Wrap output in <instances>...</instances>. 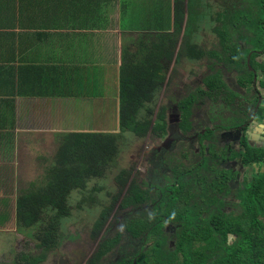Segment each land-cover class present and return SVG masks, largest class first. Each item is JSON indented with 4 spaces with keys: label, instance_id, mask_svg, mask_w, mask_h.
Returning a JSON list of instances; mask_svg holds the SVG:
<instances>
[{
    "label": "flooded vegetation",
    "instance_id": "1",
    "mask_svg": "<svg viewBox=\"0 0 264 264\" xmlns=\"http://www.w3.org/2000/svg\"><path fill=\"white\" fill-rule=\"evenodd\" d=\"M203 2L208 5L206 10L209 12L205 11L203 21L190 25L184 22L173 52L175 69L165 80L168 86L165 83L164 91L169 95L165 97L163 93L167 132L164 135L148 132L153 135L149 145L151 153L148 147L145 149V153L152 154L150 160L131 171L126 184L128 187L136 177L152 197L143 200L145 203H140V208L128 206L126 212L114 213L111 229L94 236L96 243L91 253L77 264H92L91 259L100 242L112 235L114 243L104 254L95 256L93 264H127L130 258L131 264H135L138 257L135 253L145 252L151 245L149 229L142 230L137 237L123 232L127 220L145 216L137 213L139 209L149 212L146 223H151L152 217L159 215L158 220L148 228H156L154 235H165L169 245H174L180 224L168 220L164 213L159 214L164 212L167 198L158 187L172 193L173 190L165 186L176 184L170 182L171 166L176 163L174 160L165 162L163 157L164 153L176 154L179 151L191 155L184 160L182 170L191 171L189 192L193 195L177 200L176 204L180 208L193 207L194 219L201 227V230L198 229L200 233L194 236L195 241L207 244L205 240L211 239L219 245L222 243L225 248L236 241L238 243L233 254H227L220 245L216 248L218 252L206 264H215L219 256H223V264H264V22L251 24V28L245 30L242 15L241 22L231 19V14L237 9L246 10L249 7L257 15L263 7L242 0ZM203 9L204 6H201L197 12ZM225 9L228 20L225 17L222 21L217 20ZM258 29L262 30V36L254 40L252 37L257 36ZM188 35L190 48L186 50ZM189 59L194 62L187 64L186 69L183 61ZM188 94L193 98L188 108L189 128L182 132L178 125V102ZM219 170H222L221 175L216 182L212 181L217 174L213 172ZM250 183L258 186L259 192L256 191L253 196H250L248 188ZM202 195L215 199L203 202ZM118 210L123 209L118 207ZM242 228L248 231L246 235L241 232ZM17 241L19 246L14 247L16 253H21L19 247L22 251L26 247L25 251L32 255L39 252L36 240ZM113 250L114 257L111 258L107 254ZM56 252L58 250H49L38 264H49L52 261L50 257ZM63 261L57 264H74L67 257Z\"/></svg>",
    "mask_w": 264,
    "mask_h": 264
},
{
    "label": "crops",
    "instance_id": "2",
    "mask_svg": "<svg viewBox=\"0 0 264 264\" xmlns=\"http://www.w3.org/2000/svg\"><path fill=\"white\" fill-rule=\"evenodd\" d=\"M181 1L177 28L175 0H0V254L6 234L16 237L18 185L60 133L118 130L122 72L162 77L146 102L159 109Z\"/></svg>",
    "mask_w": 264,
    "mask_h": 264
},
{
    "label": "trees",
    "instance_id": "3",
    "mask_svg": "<svg viewBox=\"0 0 264 264\" xmlns=\"http://www.w3.org/2000/svg\"><path fill=\"white\" fill-rule=\"evenodd\" d=\"M242 1L258 4L259 7H263L262 12L256 15L249 7L246 10L244 8L237 9L234 14H231L232 21L241 22L242 15L244 17L245 30L250 29L251 24L263 23L264 0ZM201 6H204L202 11L193 12L195 9L197 11ZM207 6L203 0H187L186 21L190 17L189 12H192L193 16H197V22L203 21ZM181 7L182 1L180 5V0H175V13L174 11L172 13L173 27H180V22L183 19ZM226 11L227 9L222 10L217 20L222 21L224 17L225 20H228ZM223 12L224 14H222ZM176 34L178 36V32ZM261 36L262 30L258 29L257 36L252 38L256 40ZM166 48L167 52H169L170 44L166 45ZM170 58L171 55H169ZM139 74L135 70L131 74L126 71L122 72L120 77V108L118 111L117 131H71L60 133V140H56L57 146L54 153L49 158L44 157L41 160L44 163L39 165L37 173L28 175L26 181L19 183L15 201L16 237H10L11 234L4 232L7 233L5 239H7L6 245H9V248H7L5 254L7 255L5 256L6 260L0 261V264L40 263L49 250H59L63 240L67 237L66 235H69V233L65 232V228L68 227L66 223L70 220L78 221L81 218V220L89 221L93 226L91 227L92 233L90 235L94 238L97 230L101 228L105 219L113 210L121 189L129 178L131 167H128L126 163L128 159L127 153L124 152L125 146L130 144L132 137L143 139L149 131L154 135H164L167 132L165 104H161L156 111L146 103L150 100H152L153 104L155 103L154 101H156L158 94L149 93V91L152 90L153 86L159 85L163 78L157 74L148 76L147 70L142 76H139ZM192 100L191 94H188V96L181 98L178 102V110L180 112L178 125L182 128V132L189 128L188 108ZM155 112L158 121L150 129L151 117ZM127 134L131 135V137H126ZM175 170L177 172L174 173ZM171 173L172 179L170 182L176 184L172 187L165 186V188L173 190L172 193L169 194L164 187H158L161 189L163 196L167 198L166 202H164V212L160 211L159 214L164 213L167 215L168 220L172 219L174 223L180 224L177 229L176 240H173L174 245L170 246L165 235H154L156 228L148 227L152 222L156 221L159 215L152 217L153 221L151 223H146L149 212L147 213L145 209H139L137 213L145 214V216L133 217L127 220L123 232H125V235L130 232L131 234L129 235L137 237L136 235L139 232L149 229L148 239L151 241V245L145 252L135 253L138 254L135 264H206L207 260L218 252L216 248L220 245H222V250L225 248L222 243L219 245L211 239L205 240L207 244H197L194 236L200 233L198 229L201 230V227L199 223H196L197 220L194 219L193 207L180 208L176 204L177 200L193 195L189 192L192 182V178L189 177L191 171L187 170L184 172L182 170L180 172L177 165L173 164ZM213 173H217L216 177L212 179V181L216 182L222 170ZM193 180L195 181V179ZM90 183L92 185H89ZM201 183L204 184L203 181ZM108 186L114 187V192L109 190ZM251 187L252 189H250ZM248 188L250 196H253L258 191V186L252 185V183L248 185ZM148 192L149 190L140 185L137 178L134 177L119 204V209L123 210L118 211L121 213L126 212L128 206L140 208V203H145L143 200L151 199L152 196ZM102 195L109 197L110 200L105 199ZM214 199L213 196H201V201L203 202H209ZM254 209L257 210L258 207L254 205ZM129 211L127 210V212ZM262 216L264 217V213ZM252 223L254 224L255 222ZM76 232L70 237H75L77 235ZM241 232L244 235L248 233L244 228H242ZM9 238L11 240L8 242ZM18 239L20 241L27 240L28 242L36 240L35 245L39 248V252L36 255L28 253V251L16 253L13 245L15 240ZM113 243L114 235L105 237L98 245L94 255L104 254ZM236 244H238L237 241L226 247L224 251L227 254H233L236 250ZM95 256L91 259L92 264L95 263ZM222 257L219 256V260L215 264H223ZM127 264H131V258Z\"/></svg>",
    "mask_w": 264,
    "mask_h": 264
},
{
    "label": "rangeland",
    "instance_id": "4",
    "mask_svg": "<svg viewBox=\"0 0 264 264\" xmlns=\"http://www.w3.org/2000/svg\"><path fill=\"white\" fill-rule=\"evenodd\" d=\"M191 3V2H190ZM191 7H192V3H191ZM205 11H208V10H205ZM193 12H197L196 9L193 10ZM209 12V11H208ZM190 13V17L188 18V21L186 24L190 25L191 23L193 22H197L198 21V18L196 15L193 16L192 12H189ZM263 16V14H262ZM210 20H206V22H209ZM185 48L186 50H189L190 48V41H189V35L186 37V44H185ZM194 62L193 59H189L188 61H183V66L184 68L187 69L186 65L189 64V63H192ZM203 63V61H201V64ZM169 86H172V84H169ZM165 97H167V94L164 95ZM174 99V98H172ZM166 101L163 100L162 104H164ZM167 114V113H166ZM112 115H110L108 118H110ZM217 118V116H216ZM157 118H156V112L152 115L151 117V123H150V129L152 127V125L154 123H157ZM218 122V121H217ZM126 137H131V135H126ZM153 137V135H151L150 133H146V136L145 138L143 139H135L132 137L131 141H130V144H127L124 148V152H126V156H127V166L128 167H131V171H133L137 166H140V165H145L147 164V162L150 160V156L152 154L151 153V150L152 149H149V145H150V142H151V138ZM129 139V140H130ZM128 140V141H129ZM148 147V151L150 150V153H145V149ZM191 155H189V152H181L179 151L178 153L174 154V153H164V161H172L174 160L179 171L181 172L182 171V168H183V162L185 159L189 158ZM177 172V170L174 171V173ZM129 179V178H128ZM127 179V181H128ZM127 181L125 183V185L122 187L121 189V192L117 198V201L115 202L116 204L113 206V209H116L114 210V212L111 213L108 215V217L105 219V222L102 224L101 228L97 230V233H96V237L99 235V234H102L103 232H108L110 229H111V226H112V221L114 220V213L117 215V214H120L121 212L118 211V207H119V204L118 201L119 200H122V198L124 197V195L126 194L127 192V187H126V184H127ZM89 185H92V183H90ZM109 187V190H112V192H114V187L112 186H108ZM73 194V193H72ZM103 196V195H102ZM105 199H108L110 200L109 197H105L103 196ZM118 203V204H117ZM118 207H117V206ZM66 225H68V227L65 228V232L66 233H69V235H66L67 237H65V239L63 240L62 244L60 245V249L58 250V253H53L52 254V257L49 264H57L58 262H64L63 261V258L67 257L69 261H71L72 263L74 264H77L78 262L82 261V258L86 255H88L89 253H91V250L94 246V244L96 243L95 241H93L94 239L96 238H93L90 234L92 233V228L93 227L89 221H86V220H81V218L78 220V221H74V220H70L68 223H66ZM77 231V232H76ZM80 231V232H79ZM72 234H71V233ZM76 232L77 235H75V237H70V235H74ZM21 234V233H20ZM26 234V233H25ZM24 234V235H25ZM112 235V234H111ZM0 240H3V238L1 237ZM7 241V239H5ZM11 239L9 238L8 239V242L10 241ZM18 241L15 240L14 242V245L13 247H15V245H18ZM24 245H26V243H23ZM19 246V245H18ZM8 248H9V245H8ZM19 252H21V247H19ZM28 249L30 250V247H28ZM26 250V247L24 248L23 251ZM9 252V250H8ZM6 252L3 254V255H0V261H5L6 260V257L7 255H5ZM109 255V257L113 258L114 257V250L107 254ZM2 264V263H1Z\"/></svg>",
    "mask_w": 264,
    "mask_h": 264
}]
</instances>
